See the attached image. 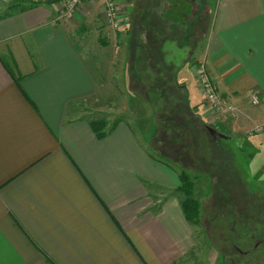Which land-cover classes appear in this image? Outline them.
Masks as SVG:
<instances>
[{"label": "crops", "instance_id": "crops-1", "mask_svg": "<svg viewBox=\"0 0 264 264\" xmlns=\"http://www.w3.org/2000/svg\"><path fill=\"white\" fill-rule=\"evenodd\" d=\"M30 1L0 17V264H191L195 225L177 195L178 168L154 155L155 118L140 136L120 118L98 137L80 113L99 88L87 63L107 62L118 36L125 83H141L146 97H183L203 124L243 138L242 152L264 155V130L254 131L264 124V0H121L137 11L126 32L104 23L101 0H82L69 20L62 0ZM201 61L235 116L206 109ZM136 63L158 85L146 87ZM263 235L245 250L235 237L218 264H264Z\"/></svg>", "mask_w": 264, "mask_h": 264}, {"label": "rangeland", "instance_id": "rangeland-1", "mask_svg": "<svg viewBox=\"0 0 264 264\" xmlns=\"http://www.w3.org/2000/svg\"><path fill=\"white\" fill-rule=\"evenodd\" d=\"M114 1L116 5L124 7L127 23L129 17L133 19V22L136 21L137 11L133 9L129 14V1ZM28 2L27 0H0V15L7 13L11 7L29 5ZM102 15L106 24L104 14ZM128 28L129 24L121 30L126 29V32ZM91 38L94 40V34ZM112 42H117V45L112 47V43L109 42L107 47L103 46V49L106 47L109 55L107 62L102 59L94 62L87 59L88 63L86 61L90 69L95 70L93 72L96 74L99 88L97 98L92 104L81 106L80 113L90 120L103 121L105 126L120 118L125 119L131 123L139 136L144 132L143 128L150 126V121L155 118L159 129L156 139L151 141L152 147L173 161L161 157L157 151L154 155L160 156L162 161L178 168L179 172L185 170L194 184L192 198L198 203L199 216L198 224L195 225V249L193 252L195 257L191 264H218L217 256L223 247L230 250V246L238 245L233 242L235 237L240 242L244 240V246L239 244L244 250L254 248L256 244L251 241V237L254 238L257 231L264 232V155L255 151L242 152L240 148L243 138L238 137V134L225 135L226 138L219 142H209V136L201 123L189 121L190 115L189 117L184 116L186 120H183L181 118L184 114L182 111L171 114L169 110L172 111L173 108L169 107L170 103L173 104L174 101H167L171 98L168 94L164 92L167 97L163 98L153 96L146 98L144 88H141L140 84L133 81L125 83L118 36H113ZM105 62L107 66H101ZM135 68L142 80L145 81L146 85H144L152 87L153 75L146 72L140 73L142 67L137 63ZM129 92L137 94V97H132ZM153 94L155 95L154 92ZM147 101L150 103V108L144 106ZM180 101L185 103L183 97ZM163 124H167L171 128L170 131L164 130ZM176 126H180L181 129L176 131L174 128ZM153 130L151 129L146 137L150 136ZM175 132H177V136L174 138L172 135ZM160 138H162V142ZM171 143L177 147H173ZM226 153L227 155L231 154V159L228 158L229 161L226 159ZM203 157L206 164H201ZM211 177L213 181L208 188L207 183ZM179 193L177 195L184 199L185 197ZM258 246H260L258 251H264V242ZM202 252L204 258L199 256L202 255ZM230 252L233 253L234 249L232 248ZM206 254L209 255L210 261ZM198 256L199 258H197ZM259 260L264 259L261 257Z\"/></svg>", "mask_w": 264, "mask_h": 264}, {"label": "built area", "instance_id": "built-area-1", "mask_svg": "<svg viewBox=\"0 0 264 264\" xmlns=\"http://www.w3.org/2000/svg\"><path fill=\"white\" fill-rule=\"evenodd\" d=\"M101 1L104 5L103 14L106 25L113 30H120L127 27L128 23L124 7L116 5L114 0ZM81 2L82 0H64V3H62L64 6L63 18L70 19L73 17L74 12L81 5ZM123 22L126 23L123 24ZM195 77L200 91L202 92L206 109L209 112L218 116H235L237 108L219 96L203 61L195 66ZM250 102L252 105H258L259 99L256 95H251ZM263 130L264 124L258 125L254 129L256 133H260Z\"/></svg>", "mask_w": 264, "mask_h": 264}, {"label": "trees", "instance_id": "trees-1", "mask_svg": "<svg viewBox=\"0 0 264 264\" xmlns=\"http://www.w3.org/2000/svg\"><path fill=\"white\" fill-rule=\"evenodd\" d=\"M34 4H36L35 2H33V1H30V4L29 5H19V6H14V7H11L9 10H12V12H14V11H18V10H23V9H25V8H29V7H31V6H33ZM6 14H8V12L7 13H4V14H2V15H0V17H2V16H4V15H6ZM134 23H135V21L133 22V19H131V17H129L128 18V24L130 25V28L131 27H133V25H134ZM130 29L128 28V31H129ZM135 72H136V70H135ZM138 76V75H137ZM136 76V78H138ZM133 82H135V81H133ZM138 83V82H137ZM138 84H141V83H138ZM153 85H158V83H153ZM142 88V87H141ZM183 88H184V90H185V92L187 93V91H186V87L185 86H180V85H178V89L180 90V91H183ZM149 92V91H148ZM155 92H157V91H155ZM151 95L153 94L151 91L149 92ZM160 93H161V90L159 89V92H157V96L156 95H154L153 97H160ZM165 94H167V92H165ZM166 97H167V95H165ZM146 98H149V96L148 97H146ZM160 98H163V97H160ZM175 98V97H174ZM173 100L174 101V103H176V104H174V105H176V107L175 108H173V110L171 111V110H169L170 112H171V114H177V113H180V111H182L184 114H183V116L181 117L183 120L185 119V117H189V115H190V118L188 119L189 121H191V122H198V123H201V125L203 126V128H204V131H206L207 132V134H208V136H209V142L210 141H212V142H215L213 139H212V137H211V135L209 134V132H208V130H207V128H212V127H210V126H207V125H205V124H203L202 123V121L200 120V117H198V116H196V115H194L193 113H192V111L188 108V103L187 102H185L184 104L180 101V99H181V96H178V98L177 99H173V98H169L168 99V101L169 100ZM184 106V107H183ZM170 108V107H169ZM176 109V110H175ZM174 110H175V112H174ZM168 111V112H169ZM185 116V117H184ZM186 120V119H185ZM165 122V121H164ZM185 122V121H184ZM168 124V123H167ZM167 124L166 125H164L165 126V129L164 130H169V129H171V128H169L168 126H167ZM189 124V123H188ZM157 125H158V123H157ZM90 126H91V128L93 129V131L96 133V135L98 136V137H103V136H105L106 135V130H105V125H104V123H103V121H91L90 122ZM159 126V125H158ZM164 126H162V127H164ZM171 127V126H170ZM188 127V126H187ZM158 129H159V127H157ZM172 128H173V126H172ZM175 129H176V131H178L179 129H181V127L180 126H176V127H174ZM158 129H157V132H158ZM213 129V128H212ZM170 131V130H169ZM172 131V130H171ZM177 132H175V134L174 135H172V137H176L177 135ZM155 135H157L156 133H155ZM161 139V142L163 141L162 140V138H160ZM164 143H167V142H164ZM163 143V144H164ZM170 145V144H169ZM171 145L173 146L174 144L173 143H171ZM180 146V145H179ZM210 146H211V144H210ZM171 147V146H170ZM173 147H177V145H175V146H173ZM158 154V153H157ZM158 155H160L161 157H164V158H166V159H169L170 160V158L167 156V155H165L164 153H159ZM159 156V157H160ZM171 161H173V160H171ZM179 179H180V186L178 187V192H180L185 198H184V200L181 202V208H182V211H183V214H184V216H185V218H186V220L188 221V222H190L191 224H193V225H197L198 224V203L192 198V192H193V190H194V184H193V182H191V178H190V176H189V174L185 171V170H182V171H180V174H179ZM231 247V246H230ZM231 249H232V247L230 248V250L229 249H225L226 251H231Z\"/></svg>", "mask_w": 264, "mask_h": 264}, {"label": "water", "instance_id": "water-1", "mask_svg": "<svg viewBox=\"0 0 264 264\" xmlns=\"http://www.w3.org/2000/svg\"><path fill=\"white\" fill-rule=\"evenodd\" d=\"M209 134L211 135L212 139L216 142H219L221 139L226 138L224 134L218 133L215 129L207 128Z\"/></svg>", "mask_w": 264, "mask_h": 264}]
</instances>
